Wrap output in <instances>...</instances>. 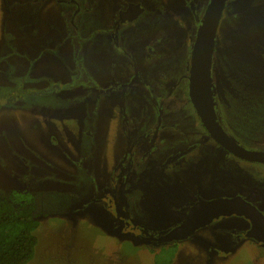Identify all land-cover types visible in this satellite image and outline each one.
<instances>
[{"label": "rangeland", "instance_id": "rangeland-1", "mask_svg": "<svg viewBox=\"0 0 264 264\" xmlns=\"http://www.w3.org/2000/svg\"><path fill=\"white\" fill-rule=\"evenodd\" d=\"M122 1L138 0H0V187L33 196L39 243L28 264H264L263 243L221 248L223 227L245 230L247 219L236 215L174 244L150 240L178 220L173 205L185 213V189L206 199L242 195L264 212V164L229 156L189 99L193 31L185 19L200 13L201 21L210 0H141L147 9L133 23L115 19ZM261 47L264 0H228L215 39L213 105L224 131L257 152ZM147 110L150 127H125ZM129 141L137 145L126 156Z\"/></svg>", "mask_w": 264, "mask_h": 264}, {"label": "water", "instance_id": "water-1", "mask_svg": "<svg viewBox=\"0 0 264 264\" xmlns=\"http://www.w3.org/2000/svg\"><path fill=\"white\" fill-rule=\"evenodd\" d=\"M227 1L210 0L203 21L198 27L191 61L190 98L204 126L226 150L242 159L264 163V152L245 149L222 131L209 99L215 39ZM127 10L132 12L130 16H138L137 14L144 12L141 4H130ZM232 215L249 219L252 228L247 233V237L264 244V214L241 196L212 200L199 199L189 209L184 222L169 234L161 236L159 240L161 242L186 240L194 232L211 224L215 219Z\"/></svg>", "mask_w": 264, "mask_h": 264}, {"label": "flooded vegetation", "instance_id": "flooded-vegetation-1", "mask_svg": "<svg viewBox=\"0 0 264 264\" xmlns=\"http://www.w3.org/2000/svg\"><path fill=\"white\" fill-rule=\"evenodd\" d=\"M123 3L122 4H120L119 5V9L118 10H116V17H115V19L117 20V21H121V22H125V23H127V22H131V23H133L135 20H137V19H139L144 13H145V11H146V9L147 8H145V6H144V4H143V2H141V0H138V1H126L125 3H124V1H122ZM209 3H210V1H209ZM130 4H141V7L142 8H144V12L142 13V14H137L138 16H130V15H132V12L131 11H128L127 9H128V7H129V5ZM209 5V4H208ZM208 5H207V7H208ZM207 7H206V9H205V12H206V10H207ZM167 9H168V7H166ZM189 8V7H188ZM135 11H136V9H134ZM169 10V9H168ZM127 12V13H126ZM178 12V11H177ZM131 13V14H130ZM175 13V12H174ZM204 15H205V13H204ZM190 16L191 17H187L186 19H185V23H186V25H187V28H189L188 30H189V32H191V31H193V41H192V54H193V49H194V45H195V43H196V39H197V34H198V27H199V25L201 24V22L203 21V19L200 21L199 19H200V13L199 14H195V15H191L190 14ZM203 18H204V16H203ZM112 24V23H111ZM115 24H113V26H114ZM113 34L111 35V37L113 38L114 36H115V30L114 29H112V31H111ZM114 41V40H113ZM262 48V52H260V60L261 61H263L264 62V47H261ZM84 58V57H83ZM83 58H82V60H83ZM191 61H192V58H191ZM68 62V64H69V61H67ZM73 63H74V60H73ZM72 63V64H73ZM130 63V62H129ZM71 68H74L73 66L71 67H69L68 66V69H64L63 70V72L65 73V74H69V75H71ZM127 68H131L132 70H135L136 69V67H135V65L133 64H129L128 66H127ZM70 70V71H69ZM128 70V69H127ZM134 72V71H133ZM190 73H191V65H190V70H189V76H188V87H187V89H188V95H189V99H190V102H191V98H190ZM130 75V74H129ZM136 75V74H135ZM135 75H134V77H135ZM130 77V76H129ZM136 78V77H135ZM137 80H140L139 78L138 79H136V81ZM142 80V79H141ZM140 80V81H141ZM159 82V81H158ZM157 83V82H156ZM160 83H161V81H160ZM158 84V83H157ZM210 85H211V88H210V96H209V99H210V103L212 104V108H213V112H214V114H215V117H216V120H217V122H218V124H219V126H220V128L222 129V131L229 137V138H231L227 133H226V130L224 131V128H223V125H222V122H221V120H220V118L218 117V115H217V113H218V111H216V109L215 108H217V107H215L213 104H214V95H215V93H214V90H212V87H213V79H212V76H211V83H210ZM161 86H162V84H161ZM100 92H104L103 90H101ZM158 92V90L156 91V93H154L155 95H153V97H154V100H158L160 97H159V93H157ZM69 94V93H68ZM167 100V99H166ZM166 100H165V103H166ZM172 99H169V107L171 108V103H174L173 101H171ZM168 102V101H167ZM192 103V102H191ZM193 105V104H192ZM124 106L125 105H123V108H124ZM194 107V106H193ZM195 109V108H194ZM148 111V110H147ZM196 111V110H195ZM126 112V111H125ZM125 112L124 111H122V109H121V114H122V116L125 114ZM198 115V114H197ZM199 117V116H198ZM150 116H149V111L145 114V118H140L137 114H132V115H130V118H129V120H128V124L127 125H125V127L126 128H128V130L129 131H133V130H135V132H138L139 131V129L143 126V127H148L149 126V124H150ZM159 118V123H158V125L156 126L157 128L158 127H160L161 126V122H162V120H160V117H158ZM200 119V118H199ZM200 121H201V124L203 125V127H204V129H205V131L209 134V136L211 137V139H213L229 156H231V157H234V158H236V159H239V160H242V161H244V162H249V163H257V164H264V163H261V162H253V161H249V160H245V159H242V158H240V157H237L235 154H233L232 152H230V151H228V150H226L218 141H216L215 140V138L210 134V132L208 131V129L204 126V124H203V122H202V120L200 119ZM152 122H153V119H152ZM147 124V126H145ZM150 127V126H149ZM130 128H132V129H130ZM151 129V132H148V134H149V136L151 135L152 136V129L153 128H150ZM147 134V135H148ZM146 136V135H145ZM232 139V138H231ZM154 140H155V138L154 137H152L148 142L150 143V146H154ZM233 141H234V139H232ZM234 142H236V141H234ZM238 144V143H237ZM136 145H137V143L136 142H133V141H129V145L127 146V148H126V156L127 155H133V153H134V151H135V147H136ZM249 150V149H248ZM137 151V150H136ZM251 151H254V150H251ZM254 152H257V151H254ZM183 154H182V152L181 151H178V152H176L175 154L174 153H172V154H170L169 156H171V157H169V158H165L166 159V162L168 163L169 162V164H174V162H176V160L178 159V158H180L181 156H182ZM124 161V160H123ZM133 168V164H131V166H130V171H131V169ZM129 178V177H128ZM178 184H180L179 182H178ZM198 191H196V192H193L192 191V189H185V190H183V192L181 193V194H183V197H185V198H187V200H188V202H189V204L188 205H186V206H184V207H186V210H185V213H180L179 212V210H180V206H174L173 205V207H174V209H170V211H171V215H173L172 217H176L178 220H176L175 221V223L174 224H172V226L169 228V229H167V231L164 233V232H162L163 234H160L161 236H165V235H167V234H169L171 231H173L176 227H178V226H180L183 222H184V219H185V217L187 216V214L189 213V209L199 200V199H206V198H202V196H200L199 195V193H197ZM196 193V194H195ZM236 196H241V197H243L242 195H236ZM234 197V196H233ZM219 198H231V197H219ZM244 198V197H243ZM213 199H217V198H213ZM245 199V198H244ZM210 200H212V199H210ZM246 200V199H245ZM248 201V200H247ZM249 202V201H248ZM250 203H252V202H250ZM256 203L257 204H262L263 205V203H262V201L261 200H257L256 201ZM254 206H256L254 203H252ZM257 207V206H256ZM123 208H125V206H119V211L117 212L118 214H121V216H122V213H124L125 212V210H123ZM258 208V207H257ZM263 214H264V212L260 209V208H258ZM169 211V212H170ZM233 216V215H232ZM221 217H226V216H221ZM221 217H219V218H221ZM134 218V217H133ZM219 218H217V219H219ZM245 218V217H244ZM217 219H215V220H217ZM246 219V218H245ZM214 220V221H215ZM213 221V222H214ZM247 221H248V223H247V225L244 227V229L245 230H241V229H235L234 231L232 230V229H230V228H228V227H223L222 228V232H223V234H222V241H223V243L225 242L226 243V245H223V243H221V248L223 249V250H226V248H228V247H235V246H237V245H239V244H241L242 242H243V240L244 239H249V240H252V241H254L255 242V240L254 239H252V238H248L247 237V233L249 232V230H251V228H252V223H251V221L249 220V219H247ZM212 222V223H213ZM211 223V224H212ZM211 224H209V225H211ZM209 225H207V226H209ZM206 227V226H205ZM202 228H204V227H202ZM201 229V228H200ZM198 231V230H197ZM263 231H264V229H263ZM150 233L152 234V233H156L157 234V237L158 236H160V235H158L159 233L156 231H150ZM195 233V232H194ZM193 233V234H194ZM144 234V231L142 232V234L141 235H143ZM156 234H152V238H150V240H152L154 243H157V246H160V245H165V244H174V243H176V242H180V241H174V242H161L159 239L158 240H156L155 239V237L156 236H154V235H156ZM160 236V237H161ZM192 236V235H191ZM159 237V238H160ZM190 238V237H189ZM188 238V239H189ZM208 239H210V236H208V238H207V240ZM183 241V240H182Z\"/></svg>", "mask_w": 264, "mask_h": 264}, {"label": "trees", "instance_id": "trees-1", "mask_svg": "<svg viewBox=\"0 0 264 264\" xmlns=\"http://www.w3.org/2000/svg\"><path fill=\"white\" fill-rule=\"evenodd\" d=\"M52 84L54 92L58 84ZM35 207L31 193L0 187V264H28L33 260L40 227Z\"/></svg>", "mask_w": 264, "mask_h": 264}]
</instances>
